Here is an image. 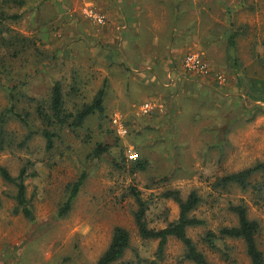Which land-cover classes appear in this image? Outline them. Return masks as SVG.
Listing matches in <instances>:
<instances>
[{"label":"rangeland","instance_id":"rangeland-1","mask_svg":"<svg viewBox=\"0 0 264 264\" xmlns=\"http://www.w3.org/2000/svg\"><path fill=\"white\" fill-rule=\"evenodd\" d=\"M175 2L173 26L169 16ZM143 3V24L157 32L156 41H169L167 51L177 61L164 76L170 87L176 85L170 103L163 95L162 65L146 75L131 65L138 51L162 57L163 42L146 50L123 48L124 14L113 9L112 0H27L21 8H7L20 17L5 23L30 46L18 55L0 47V113L14 89L20 109L35 112V98H48L57 80L73 112L90 103L106 79L109 91L106 111L76 130L63 128L51 149L42 133L16 146L28 129L19 120L8 122L17 139L14 147L0 149V166L18 175L28 165L35 174L26 180L33 220L13 213L17 189L0 175V254L6 264H95L116 226L131 234L121 261L158 258L159 240L138 233L135 189L149 204V226L157 228L180 214L179 203L166 192L180 190L186 198L197 190L202 202L193 214L206 223L188 233L214 264H251L241 240L226 239L220 250L202 241L208 230L237 224L228 203L242 200L261 225L257 239L264 251V197L253 188L214 186L220 177L264 159V109L256 106L264 107V101L248 96L253 81H264V0ZM237 28L242 33L231 47L227 38ZM191 54L206 62L208 74L193 77L185 64ZM155 72L158 81L150 78ZM77 82L78 92L71 88ZM35 124L42 127L39 120ZM99 144L107 149L95 156ZM131 154L144 155L145 168L135 166ZM83 171L87 178L72 211L58 217L67 185ZM251 181L264 183V176ZM184 250L180 240L169 238L159 264H195Z\"/></svg>","mask_w":264,"mask_h":264},{"label":"trees","instance_id":"trees-1","mask_svg":"<svg viewBox=\"0 0 264 264\" xmlns=\"http://www.w3.org/2000/svg\"><path fill=\"white\" fill-rule=\"evenodd\" d=\"M246 1V0H243ZM27 0H0V47L5 46L12 50L13 55H18L21 51L26 50L30 46V40L18 33L13 34L11 28L5 23L7 19H17L20 14L9 12L7 8H21L26 4ZM176 4V3H175ZM241 28L232 29L227 38L228 45L236 47ZM4 33H7L6 35ZM264 43V40H263ZM264 59V57H263ZM73 91L78 92V82L71 87ZM253 88V90H252ZM248 96L253 100L264 101V81H253ZM16 89L10 92L9 106L0 113V149L14 147L16 137L7 130V124L10 120H19L27 129L23 141L20 140L16 146L23 147L36 133H42L46 138L47 148L51 149L54 145V139L60 136V131L65 127L74 130L83 126L86 120L93 114H103L106 111V99L109 91V82L104 80L101 88L96 92L92 101L86 103L76 112L69 111L66 108V97L63 85L60 80L54 82L52 90L48 98L36 99L35 112L29 109H20L19 98L15 94ZM260 109H264L262 105H256ZM37 118H32L34 116ZM39 120L42 127L34 126V122ZM107 149V145L99 144L94 152L95 156H99ZM140 156V154H137ZM143 155V154H142ZM134 165L138 168H145L144 155L138 158ZM29 166L24 165L18 175H13L5 166H0V175L9 184L16 187L14 194L16 205L13 213H23L30 220L34 219V211L31 201L27 197V178L35 174L28 172ZM256 174L264 176V159L256 164L239 171L228 173L220 177L214 184L215 187L227 189L228 187H239L243 190L253 188L261 197H264V183L257 181L253 183L252 177ZM87 172L83 171L81 175L70 182L65 190V198L58 208V217L64 218L72 211L76 199L85 183ZM134 196L138 203V209L134 213L135 223L138 228L139 235L144 239H158L159 245L157 249V257L154 260L139 258L137 261H121L125 256L128 248L131 246V234L123 226H116L113 232L112 240L108 248L102 253L95 264H159L160 258L163 257L164 249L169 238L174 237L180 240L185 247L184 257L195 264H214L206 253L200 249L198 243L189 235L190 228L199 227L206 223L205 219L193 214L202 202V196L197 190L183 198L180 190H169L166 192L167 197L173 198L179 203L180 214L177 219L168 222L164 227H150L147 221V212L149 204L138 190H133ZM228 210L237 216V224L226 225L218 228L217 231L208 230L202 237V241L211 249L220 250V242L226 239L241 240L245 246V251L250 259L251 264H264V251L258 244V233L261 225L257 219L249 216L248 205L243 202L230 201ZM227 257L229 254L225 252Z\"/></svg>","mask_w":264,"mask_h":264},{"label":"crops","instance_id":"crops-1","mask_svg":"<svg viewBox=\"0 0 264 264\" xmlns=\"http://www.w3.org/2000/svg\"><path fill=\"white\" fill-rule=\"evenodd\" d=\"M162 1V0H157ZM180 3H182V0H179ZM112 3L115 5L113 9H117L119 12L124 14L123 17V23L125 24V28L121 30L122 34V46L123 48H129L130 50H146V48H156L158 45H160L162 42L163 44V56H155L152 54L145 53L138 51L135 52V55L137 57L131 58V65L133 68L139 70L141 74L146 75L149 72L154 71L157 67L160 66V70H162L163 77L168 73L169 70L172 69L177 64V61L175 57L168 52L167 50L170 47L169 41H165V39L158 37L156 41V36L154 30L148 25H144L142 22V17L146 12V7L143 3V0H112ZM176 3V2H175ZM117 5V6H116ZM177 3L175 4L174 11L171 12L169 16V20L172 22V25L175 26V19L178 14H176V7ZM181 8V7H180ZM183 8V7H182ZM181 8V9H182ZM181 16V15H180ZM178 28L173 27V33L177 32ZM167 48V49H166ZM144 57V59L140 60V56ZM184 62V61H183ZM160 73V72H159ZM191 74L194 77L195 75H198L201 77L202 73L191 71ZM201 74V75H200ZM205 76V75H204ZM150 78L157 79L158 76L152 75ZM203 78V77H202ZM158 81V79H157ZM184 85H187L189 87L193 86L192 83L188 81H183ZM168 79L164 77L163 79V95H166V98L169 99L168 102L170 103L171 98L175 97V87L176 85H173V87L168 84L169 87H167ZM161 87V86H160ZM0 264H6L4 259L2 258V255L0 254Z\"/></svg>","mask_w":264,"mask_h":264},{"label":"built area","instance_id":"built-area-1","mask_svg":"<svg viewBox=\"0 0 264 264\" xmlns=\"http://www.w3.org/2000/svg\"><path fill=\"white\" fill-rule=\"evenodd\" d=\"M186 67L189 68L190 70L200 72L202 74H208V65L206 64L205 61L202 60L200 56H195V55H189L186 57L185 60ZM223 82V81H222ZM130 158L136 159L137 154L135 155H130Z\"/></svg>","mask_w":264,"mask_h":264}]
</instances>
